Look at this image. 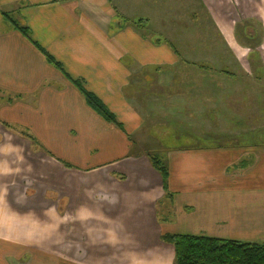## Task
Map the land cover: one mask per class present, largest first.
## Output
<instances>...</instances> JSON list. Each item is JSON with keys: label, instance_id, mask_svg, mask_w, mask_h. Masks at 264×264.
<instances>
[{"label": "crops", "instance_id": "obj_1", "mask_svg": "<svg viewBox=\"0 0 264 264\" xmlns=\"http://www.w3.org/2000/svg\"><path fill=\"white\" fill-rule=\"evenodd\" d=\"M192 1L227 8L226 0ZM168 3L0 0V264H175L167 233L264 240V159L240 168L249 153H230L264 146L170 150L168 189L143 149L150 141L140 130L159 124L157 101L181 96V78L170 75L180 65L176 47L143 29L167 17ZM66 73L121 126L93 109ZM208 77L207 84H224L225 77ZM209 90L208 102L222 101V88ZM256 115L253 128L261 127Z\"/></svg>", "mask_w": 264, "mask_h": 264}, {"label": "rangeland", "instance_id": "obj_2", "mask_svg": "<svg viewBox=\"0 0 264 264\" xmlns=\"http://www.w3.org/2000/svg\"><path fill=\"white\" fill-rule=\"evenodd\" d=\"M167 2V9L174 8L168 11L170 19L149 20L143 29L155 41L163 40L176 47L180 65L170 75L181 78L180 86H175L181 96L169 102L146 101L148 107L156 103L159 108L155 119L159 124L157 128L140 130L139 137L150 141L143 149L149 157L157 155L164 160L166 152L194 145L236 142L264 146V0H226L227 8L222 11H212L210 6L192 0ZM211 75L225 77L224 84H207L204 79ZM234 77L239 79L233 80ZM204 87L211 94L222 88V101L208 102ZM145 92L150 94L152 90ZM216 105L217 110L212 108ZM254 115L260 118L259 128L251 126L258 119ZM210 120L212 126L206 128ZM230 153L235 158L249 153L237 161L240 168H246L257 156L264 159V147ZM258 182L264 187V174Z\"/></svg>", "mask_w": 264, "mask_h": 264}, {"label": "trees", "instance_id": "obj_3", "mask_svg": "<svg viewBox=\"0 0 264 264\" xmlns=\"http://www.w3.org/2000/svg\"><path fill=\"white\" fill-rule=\"evenodd\" d=\"M4 15L13 27L31 38L27 27L19 25L11 18L9 13L5 12ZM34 43L45 53L51 63L63 70L60 62L37 42L34 41ZM66 77L83 92L88 104L93 109L107 121L121 126L114 113L108 109L100 98L88 91L81 81L74 80L67 73ZM150 159L154 167L162 173L165 188L168 189L169 170L165 161L157 155H150ZM163 239L174 246L175 264H264V243H245L216 237L171 233L164 234Z\"/></svg>", "mask_w": 264, "mask_h": 264}]
</instances>
